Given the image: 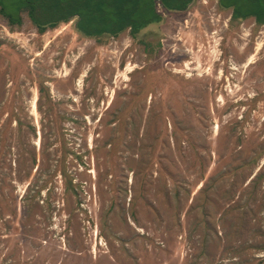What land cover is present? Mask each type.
Segmentation results:
<instances>
[{"label": "rangeland", "instance_id": "1", "mask_svg": "<svg viewBox=\"0 0 264 264\" xmlns=\"http://www.w3.org/2000/svg\"><path fill=\"white\" fill-rule=\"evenodd\" d=\"M158 9L102 41L0 14V264H264V24Z\"/></svg>", "mask_w": 264, "mask_h": 264}, {"label": "trees", "instance_id": "2", "mask_svg": "<svg viewBox=\"0 0 264 264\" xmlns=\"http://www.w3.org/2000/svg\"><path fill=\"white\" fill-rule=\"evenodd\" d=\"M196 0H0V14L10 25L22 23L26 12L39 33L74 20L81 35L102 41L129 29L137 37L164 20L161 5L168 12L188 10ZM221 9H231L232 19L253 17L264 24V0H218ZM145 42V41H143ZM146 44H150L145 42Z\"/></svg>", "mask_w": 264, "mask_h": 264}]
</instances>
